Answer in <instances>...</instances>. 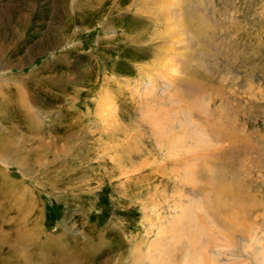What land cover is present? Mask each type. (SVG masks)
<instances>
[{
    "label": "rangeland",
    "instance_id": "1",
    "mask_svg": "<svg viewBox=\"0 0 264 264\" xmlns=\"http://www.w3.org/2000/svg\"><path fill=\"white\" fill-rule=\"evenodd\" d=\"M169 2L0 0V264H264V0H179L181 77L146 98ZM177 108L210 144L196 159L158 141Z\"/></svg>",
    "mask_w": 264,
    "mask_h": 264
},
{
    "label": "bare ground",
    "instance_id": "2",
    "mask_svg": "<svg viewBox=\"0 0 264 264\" xmlns=\"http://www.w3.org/2000/svg\"><path fill=\"white\" fill-rule=\"evenodd\" d=\"M178 1L179 0H173V3L172 2H169L167 4L164 5L163 7V11H162V18H163V22L161 23L160 26L163 27V30L161 32V30H157V33L159 35V38L163 40V44H161L160 46H158V49L157 52L158 53H155V60L152 61V64L151 66L150 65H147V67H142L141 70L144 72V70L146 69V77L148 79V82H145V83H148L146 86H145V92L147 91H150L149 93H147L146 95V98L152 96V95H148V94H152L153 92V89H151V86L154 85V82H157L158 79L160 78L162 80V82H165V81H168L169 83H174L176 81H178V79L181 77L180 75L182 74V71H183V68L181 67V59L183 57H185L186 55V52L189 50V46L187 44V42L189 41V39L191 37H189L188 35V32H189V27L191 28L194 23H193V20H192V17L189 16V12H188V9L189 7L187 8V10L184 8V5L183 3L181 5H178ZM196 1V0H195ZM198 5H202V4H198ZM180 6V7H179ZM186 7V6H185ZM196 8V7H195ZM185 15H188L187 18ZM161 16H156V19L157 21L161 22L160 19H161ZM152 18V17H151ZM153 19V18H152ZM199 23V22H198ZM198 25V24H197ZM202 25V24H201ZM199 27H202V26H199ZM195 28V27H194ZM197 28V27H196ZM201 29V28H200ZM202 30V29H201ZM200 30V32H201ZM191 32V30H190ZM189 32V33H190ZM199 33V31H197ZM204 32V31H203ZM193 33V32H192ZM202 33V32H201ZM191 34V33H190ZM196 34V33H195ZM204 34V33H202ZM201 34V35H202ZM200 34H196V37L197 40H203L204 38V35L203 37L201 36ZM202 38V39H201ZM192 39V38H191ZM190 39V40H191ZM203 43V41H202ZM190 44V43H189ZM204 44V43H203ZM205 45V44H204ZM189 52V51H188ZM187 52V53H188ZM191 55V54H190ZM188 56V55H187ZM234 64V63H233ZM146 66V65H145ZM169 73V74H168ZM191 73V72H190ZM155 75H157V77H155ZM189 75V74H188ZM191 75V74H190ZM145 76V75H144ZM196 79V78H195ZM160 80V81H161ZM193 81V80H192ZM156 84V83H155ZM166 84V83H165ZM175 84V83H174ZM168 85V84H167ZM183 85V84H182ZM164 87V85L162 86ZM155 88V86H154ZM157 88V87H156ZM169 88H167L166 90H168ZM172 89V88H171ZM176 90V89H175ZM180 92V91H179ZM171 93V92H170ZM175 93H177L175 91ZM174 95V94H173ZM177 95V94H176ZM177 96L181 97V94L179 93ZM182 98V97H181ZM101 99V98H100ZM186 102V101H185ZM222 105V104H221ZM191 106V105H190ZM179 107V106H178ZM152 111V110H151ZM157 111H160V110H157ZM163 111V110H161ZM181 111H185V112H181ZM177 112L178 113H182V115H180V119H177L176 118V122L175 123H182V129L183 131L181 132V134L177 135V136H173L171 134V136L169 135L170 133L168 134H164L163 137L159 138V142H161V144H163V147L165 148L166 152H167V155L170 157V153H174L176 151V154L175 156L179 159V157L181 156L182 158L181 159H196L197 155L195 157H193L195 154H197V152L195 151H204L205 149H208L210 148V144L208 142V140L205 138V136L203 135V132L201 131L200 128L196 129V128H190L192 127L189 123V116H190V112L187 108H177ZM164 113V111H163ZM153 116H157V114L154 112L153 113ZM151 117V116H150ZM149 118V117H148ZM153 118V117H152ZM157 118L159 120V116L156 117V120L157 121ZM102 121H104L105 119L101 118ZM151 119V118H150ZM154 119V118H153ZM174 121V120H173ZM191 121V120H190ZM151 124V123H150ZM159 124H161L159 122ZM158 124V125H159ZM155 125H157V123L155 122ZM194 125V124H193ZM158 126H156L157 128ZM161 127V126H160ZM158 127V128H160ZM165 127V126H163ZM155 128V127H154ZM166 128V127H165ZM167 129V128H166ZM158 130V129H157ZM163 130L160 129V131ZM180 130V129H179ZM228 131V130H227ZM159 132V131H158ZM165 132V131H164ZM219 132V131H218ZM222 132V131H221ZM221 132H219V136L221 134ZM160 133V132H159ZM158 133V134H159ZM166 133V132H165ZM214 133V132H213ZM206 135V134H205ZM214 135V134H213ZM226 136V135H225ZM224 136V138H225ZM222 137V135H221ZM228 137V136H227ZM174 138V139H173ZM217 138V137H216ZM245 138V137H244ZM166 139V142L162 141ZM219 139V138H218ZM231 139V137H230ZM221 140V139H220ZM228 140H229V137H228ZM232 140V139H231ZM168 141V142H167ZM190 141H194V143L192 144V146H188V143ZM221 142H224V141H221ZM225 142H228V141H225ZM212 143V142H211ZM216 143V142H215ZM209 144V148H205L207 145ZM191 145V144H190ZM172 146L175 147V151L173 152L172 150ZM213 145H211L212 147ZM194 149V155H190V153H192V149ZM184 155V156H183ZM190 155V156H189ZM208 155V154H207ZM212 155V154H211ZM172 157H174L172 155ZM201 157V156H200ZM167 160V159H166ZM180 160V159H179ZM182 161V160H181ZM186 162V161H185ZM184 163V162H183ZM179 164V163H178ZM180 166H184L183 164H179ZM182 170H183V167H182ZM184 175H180V173H178L179 177H181V180H183V178L186 177H190L191 176V170H190V173L189 171L186 172L185 171V168H184ZM183 174V173H182ZM189 175V176H188ZM199 175V174H198ZM214 179H216L217 181V177L216 175L214 174V176H212ZM188 180V179H187ZM228 182V181H226ZM217 183V182H216ZM210 184V183H208ZM213 185V184H212ZM216 185V184H215ZM214 185V191H219L221 193H218V194H222L223 192L222 191H225L226 190L228 192L231 193L228 194L229 196H233L235 194V191L233 190V188H230L227 186V188L225 187L224 185V182L222 183L223 187L226 188V190H224L221 186H215ZM230 185V183H229ZM210 188V186H209ZM212 188V186H211ZM213 191V192H214ZM211 192L210 194V197L207 199L209 201H211L213 199V202H210V203H215L217 205V208H222V205L221 202H219V198L213 193ZM238 193V192H237ZM224 194V193H223ZM240 198V196H238ZM233 199H236L235 197H232ZM215 201V202H214ZM191 206V205H190ZM242 207V206H241ZM180 208V207H179ZM186 208V207H185ZM175 210V213H176V209ZM179 210V209H178ZM224 210V209H223ZM182 213L184 214V220L181 221L180 223H183L184 227H182L184 229V232L181 234V236H179L180 239H182V237H185V236H190V234H192L191 239V245H194L193 244V241L195 240V238L193 236H195L194 234V231L192 232H189V230H187L189 228V226H187V223L188 225L191 226V228L193 227V225H195V223H197V221H195L194 217L192 215H190V207L188 208V210H185L184 211V207L182 208ZM190 211V212H189ZM174 213V214H175ZM152 215H150V220H158L157 222H161L163 223L162 219H164V216L159 219V215L158 216H154L153 217V211L151 212ZM156 214V213H155ZM237 214V213H236ZM215 217V216H214ZM235 217V216H234ZM226 218V217H224ZM179 219V218H178ZM172 220H175V218L172 217ZM187 221L186 224H184L185 222ZM228 221V219H227ZM233 222V221H232ZM174 225V222L172 223ZM173 225H168L167 229H173ZM200 226H198V228L196 227L195 229L197 230L198 229V232L201 231V229L199 228ZM234 227V226H233ZM237 227H240L242 228L243 226H241V224L238 225V222L236 221L235 223V228ZM162 230H164V227H162ZM187 230V231H186ZM227 231V230H226ZM20 232V231H19ZM197 232V231H196ZM21 233V232H20ZM228 235H229V232L227 231ZM243 233H246V232H243L242 231V234ZM189 234V235H188ZM201 234V233H200ZM248 235V233H246ZM27 235L25 234H21V236H18L19 237V240L20 238L22 240H25ZM193 237V238H192ZM197 237V236H195ZM221 238H224V239H227L226 237V233L225 231L219 233L215 239V240H218V242H216L217 244L214 246V250H216L215 252H218V248L220 247L221 243H220V240ZM177 240V239H176ZM30 242L32 241V239L29 240ZM35 245L34 247H37L39 249H42L44 252L47 251V249L43 248L42 247V244L41 243H36L34 242ZM136 248L134 249H137V246H135ZM195 249V247H194ZM46 250V251H45ZM50 250V248H49ZM196 250V249H195ZM189 251V250H188ZM214 252V251H213ZM230 254V253H229ZM25 255V254H24ZM20 258L19 260L21 259H24L25 260V257ZM194 257H197V258H202L203 257V254H200L198 252H194L193 249L189 252V256L188 258L185 260L184 264H205L203 263L202 259H195ZM62 259V258H61ZM213 261V260H212ZM210 262V264H215V262ZM63 262V261H62ZM89 264H92L91 262Z\"/></svg>",
    "mask_w": 264,
    "mask_h": 264
}]
</instances>
